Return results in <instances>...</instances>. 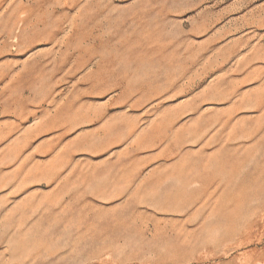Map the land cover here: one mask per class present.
Returning <instances> with one entry per match:
<instances>
[{"label": "rangeland", "instance_id": "374dc122", "mask_svg": "<svg viewBox=\"0 0 264 264\" xmlns=\"http://www.w3.org/2000/svg\"><path fill=\"white\" fill-rule=\"evenodd\" d=\"M0 264H264V0H0Z\"/></svg>", "mask_w": 264, "mask_h": 264}]
</instances>
